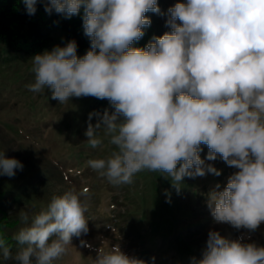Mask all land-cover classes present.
<instances>
[{
  "label": "clouds",
  "instance_id": "9594fccd",
  "mask_svg": "<svg viewBox=\"0 0 264 264\" xmlns=\"http://www.w3.org/2000/svg\"><path fill=\"white\" fill-rule=\"evenodd\" d=\"M44 11L65 18L83 9V31L90 48L77 55L68 41L31 58L29 91L49 89L63 104L72 97L107 99L114 111L90 113L85 135L96 149L105 138L110 155L87 165L114 185L134 182L136 174L159 172L179 190L185 177L221 173L205 164L219 156L236 171L223 190L208 193L216 223L256 231L264 223V0H186L167 9L170 31L133 47L151 25L146 13H161L158 0H39ZM29 16L38 0H22ZM97 116L95 125L92 117ZM102 131V135H101ZM23 164L0 151V176L13 177ZM167 195V192H166ZM89 189L53 196L12 237L15 254L0 233V259L15 264H53L73 236L89 232ZM55 236V239H51ZM208 233L203 256L192 264H264V247ZM81 246H90L81 240ZM93 264H145L119 244L99 251Z\"/></svg>",
  "mask_w": 264,
  "mask_h": 264
},
{
  "label": "rangeland",
  "instance_id": "374dc122",
  "mask_svg": "<svg viewBox=\"0 0 264 264\" xmlns=\"http://www.w3.org/2000/svg\"><path fill=\"white\" fill-rule=\"evenodd\" d=\"M177 2L186 0H163L161 12H167ZM147 17L151 20L149 32L170 31L166 25L167 15ZM54 37L41 53L66 44L60 32ZM86 52L77 51V55L83 56ZM32 57L24 52L7 50H3L0 57V151H5L6 157L15 158L23 164V169H17L15 176H0V192H3L0 195V216L6 213L21 218V214L26 213L33 203L42 206L43 202L70 189L79 191L88 188L89 211L86 215L89 232L71 240L67 252L53 264H93L99 251L107 252L116 244L133 258L132 251L140 248L139 239L124 236L121 228H127V224L136 228L146 241L145 245L150 247V255L155 256V261L145 264H192L193 257L198 261L206 249L210 231H217L229 240L243 236L242 242L264 247V223L254 232L237 230L227 223H216L207 207L208 193L199 190L198 194L202 196L196 197L204 180L216 185L215 178L211 179L209 173L189 178L194 186L184 203L200 205L197 214L204 218L203 225L190 231L186 227L174 228L169 220L173 218L172 214H185L193 206L184 205L176 211L173 205L163 203L172 202L170 194L177 191L169 178L159 172L143 171L136 174L132 184L114 186L91 169L87 165L89 159L107 157L116 150L107 138L96 149L87 144L85 132L96 99L72 97L61 104L51 98L49 89L40 93L29 91L26 85L34 82ZM104 100L110 104L107 99ZM97 120L98 117L93 116L91 123L95 125ZM201 147L200 156L205 159V164L225 171L220 180L224 188L236 169L229 167L219 156L214 161H208L209 150L206 145ZM184 182L185 179L181 184ZM81 240L90 246H81ZM0 264L15 262L0 259Z\"/></svg>",
  "mask_w": 264,
  "mask_h": 264
},
{
  "label": "trees",
  "instance_id": "16d2710c",
  "mask_svg": "<svg viewBox=\"0 0 264 264\" xmlns=\"http://www.w3.org/2000/svg\"><path fill=\"white\" fill-rule=\"evenodd\" d=\"M163 0H158V5L160 9L162 8ZM157 13L148 12L146 15H155ZM162 15H167V12H161ZM83 9H81L80 14L72 16L71 18H65L64 16L57 14L53 11L51 15L44 11V4L37 3V11L34 15L29 16L26 12L25 5L22 0H0V57L3 54V50L10 52H24L28 55L40 54L53 40L55 33L60 32L62 38L67 43L70 40H75L77 43V51H88L90 48V39L84 35L83 31ZM144 36L139 40L134 42L133 47L143 48L145 47L154 36H162L165 32L163 31H148V27L144 29ZM96 99V104L92 105V113L103 114L105 110L109 113L112 112L113 107L111 104L105 100ZM220 175L215 176L209 173L210 178H215L214 183L220 185V180L225 174L224 170H220ZM190 177H185L186 182L181 184L179 190L175 193L170 194V200L172 202H163L167 205L171 204L174 206L176 211H180L184 205L187 207L191 206L189 212L184 213H174L173 218L169 219L174 228H188L190 231L192 228L200 227L203 225V217H199L200 205L197 203L188 205L186 202L191 188L194 184L190 181ZM75 180V178H72ZM77 181V180H76ZM201 187L197 190H201V193H210L216 188L213 182L203 181ZM223 187V185H222ZM220 185V189L223 188ZM3 195V192H0ZM200 197L202 195H199ZM199 197V198H200ZM51 200L43 202L42 206L33 203L29 209L26 210L29 222L31 219L38 214L42 209H45ZM199 204V203H198ZM193 207V208H192ZM166 219V218H164ZM26 223L19 217L9 216L6 213H2L0 216V233L3 234L4 238L11 245L12 252H16L20 247L12 237L19 231L20 228L25 227ZM128 228V229H127ZM127 228H121L124 236H129L128 239H139L138 244L140 248L132 251L133 258L147 261H155V256L150 255V247L146 246V241L143 236L136 230L133 225L127 224ZM53 236L51 239H55ZM78 239V237L73 236L71 240ZM160 249V248H159Z\"/></svg>",
  "mask_w": 264,
  "mask_h": 264
}]
</instances>
